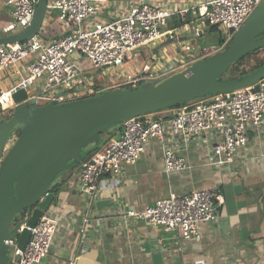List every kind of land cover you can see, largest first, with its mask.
<instances>
[{"label":"built area","instance_id":"built-area-1","mask_svg":"<svg viewBox=\"0 0 264 264\" xmlns=\"http://www.w3.org/2000/svg\"><path fill=\"white\" fill-rule=\"evenodd\" d=\"M262 1L205 0L186 7L139 1L123 13L101 19L107 0H48V11H57L58 20L66 30L49 41L37 34L27 41L0 45V73L29 60L25 66L26 76L13 86L0 87V113L18 106L14 95L21 89L27 93L24 102L46 105L64 104L115 89H133L151 80L160 82L186 70L197 60L196 48L189 42L173 46L170 51L173 50L174 57L166 49L160 58L157 56L161 43L176 35L167 28L170 19L179 16L186 21L188 14H192L197 21L192 28L195 35L203 34L206 28L222 29L229 34L227 45ZM7 3L14 22L5 31L26 28L34 17L36 0H8ZM145 48L155 52L149 63L140 59ZM204 53L205 50L199 59L207 57ZM156 58L160 67L157 64L152 67ZM90 68L126 73L122 81L100 87L89 74ZM176 108L166 119L155 118L154 113L127 119L122 124L120 139H112L77 168L75 175L81 193L90 201L103 196L109 182L119 183L124 167L136 164L151 140H163L168 133L175 137L217 133L219 139L210 164L231 163L235 152L248 144L250 128L259 127L264 121V78L248 88L208 95ZM18 138L16 132L9 135L4 155ZM187 168L184 157L172 149L165 150L163 172L166 175ZM224 201L223 195L209 189L183 194L170 192L143 211L129 209L124 218L143 220L151 228L175 231L186 240H200L201 225L217 221ZM89 223L90 217L86 215L83 232ZM59 231L57 219L46 212L31 228V238L24 248H19L18 240L10 237L9 248H15L16 252L12 255L13 264H43Z\"/></svg>","mask_w":264,"mask_h":264},{"label":"crops","instance_id":"crops-1","mask_svg":"<svg viewBox=\"0 0 264 264\" xmlns=\"http://www.w3.org/2000/svg\"><path fill=\"white\" fill-rule=\"evenodd\" d=\"M139 1L186 7L205 0H107L100 18H112ZM7 2L0 0V30L14 22ZM172 19L169 21L175 20ZM169 21L167 28L176 35L161 43L156 51L158 57L164 49L174 57L171 48L182 42L190 43L187 36L194 33L192 28L197 24L192 14H188L186 21L179 18L178 24ZM20 30L18 27L12 32ZM65 30L53 10L48 11L38 35L49 41ZM28 61L2 71L0 87L13 86L26 76ZM156 62L153 61L152 67L161 66ZM176 110L165 109L152 116L166 119ZM249 136L248 144L235 152L234 160L220 166L210 164L219 139L217 133L206 132L197 137H175L168 133L163 140L153 139L136 164L124 167L119 183L109 182L105 194L93 201L81 193L75 175L79 166L76 167L69 180L61 178L59 190L49 191L54 198L47 212L57 219L60 231L43 264H264V121L259 127L250 128ZM166 149L184 157L188 168L166 175L163 172ZM200 189L213 190L225 200L217 221L201 225L200 240H186L175 231L151 228L143 220L124 218L129 209L143 211L170 192L183 194ZM86 215L90 223L83 232Z\"/></svg>","mask_w":264,"mask_h":264},{"label":"water","instance_id":"water-1","mask_svg":"<svg viewBox=\"0 0 264 264\" xmlns=\"http://www.w3.org/2000/svg\"><path fill=\"white\" fill-rule=\"evenodd\" d=\"M34 17L17 33L0 30V45L23 42L37 35L48 14V0H36ZM264 1L253 10L231 41L217 53L196 60L186 70L164 80L142 82L133 89H115L105 94L30 108L25 89L14 99L13 117L0 123V264H9L10 226L20 211L33 208L18 239L24 248L40 218L48 211L54 194L51 187L69 180L77 164L87 162L84 148L101 143V132L122 125L135 116L152 114L208 95L248 88L264 78V65L239 78L223 79L229 65L264 48ZM24 123L16 144L4 155L11 128ZM123 129L114 137L121 138ZM93 148H88L92 150ZM85 157V158H84Z\"/></svg>","mask_w":264,"mask_h":264},{"label":"rangeland","instance_id":"rangeland-1","mask_svg":"<svg viewBox=\"0 0 264 264\" xmlns=\"http://www.w3.org/2000/svg\"><path fill=\"white\" fill-rule=\"evenodd\" d=\"M50 11H53V10H50ZM173 19H175V20H173ZM173 19H172L173 21H171V22L169 21V23L170 24L171 23L172 24H178L179 18L175 17ZM187 37H188V40L190 41V43L193 44L197 50H199L200 52L205 50L204 54L207 56H210V55L217 53L218 51H220L225 46L226 42L229 39V34L222 29H217V28L211 27V28L204 29V33L201 35L200 34L195 35L194 33H191ZM161 50H162V48H160L158 51H161ZM199 51L196 52L197 57H200ZM142 53H143V55H142L143 58L141 59V61L143 63H149L150 57L154 54V52L148 48H145ZM172 53H173V50H172ZM257 59L264 60V49L258 54ZM257 59L256 58L253 59L252 65H254L256 63ZM156 61H157V58H156ZM156 63H158V62H156ZM151 64H153V62ZM102 71L103 70H99V69H95V68L89 69V74L91 76H93V78L95 79V82L100 86H107V85H111L115 82L122 81L124 78V74L126 73V71L117 70V69H112L109 72H102ZM223 77L225 79L230 78L231 72L229 71L228 74L225 73L223 75ZM27 104L30 108H35V107L41 106V105H38L37 103H34L32 101H29ZM15 109L0 113V123L12 118ZM23 126H24V123L19 122L14 128H11L10 132L11 133H14V132L20 133V131L23 129ZM74 170H76V169H74ZM11 233H12V237L16 238L15 236H17V232H16L14 227L11 229ZM10 249H12V248H10Z\"/></svg>","mask_w":264,"mask_h":264},{"label":"trees","instance_id":"trees-1","mask_svg":"<svg viewBox=\"0 0 264 264\" xmlns=\"http://www.w3.org/2000/svg\"><path fill=\"white\" fill-rule=\"evenodd\" d=\"M263 35H264V33H263ZM263 49L255 50V51L247 54L246 56H244L240 60H237V61L231 63L229 65V69H228L231 72V77L229 79L246 76V75L258 70L260 67H262L264 65V60L257 59V56ZM199 54H200V52H199ZM200 57H201V54H200ZM255 58L257 59L256 63L254 65H252V61ZM221 78L224 79L223 76ZM107 92H109V91H107ZM107 92H105V93H107ZM105 93H103V94H105ZM186 103H188V102H182L181 104H177V105L170 107V108L180 107L181 105H184ZM170 108H167V109H170ZM121 127H122L121 125H112L108 128V130L106 132H101L100 133L101 134V143L98 146L96 144L90 145L91 148H93V149L89 150V151H88V148H90V146H88L87 148H84L83 154L86 153L85 157L89 154H93L94 152L102 149L105 145H107L114 138V136L121 130ZM21 133H22V130L20 131V133H18L19 136L21 135ZM81 163L77 164L76 167H78V166L80 167ZM60 180L61 179H59V181H57L51 187L50 191L56 192L57 190L60 189V185L63 184V181L62 180L60 181ZM33 208L34 207L24 209V210L20 211L19 213H17L13 217V220H12L11 226H10V235H11L10 237H12L11 229L14 227L16 232H17V236H15L16 237L15 239L16 240L19 239L20 234H21V228L25 224V222L30 218V215L32 213ZM11 255H12V252H11ZM9 264H13L12 259H10Z\"/></svg>","mask_w":264,"mask_h":264}]
</instances>
